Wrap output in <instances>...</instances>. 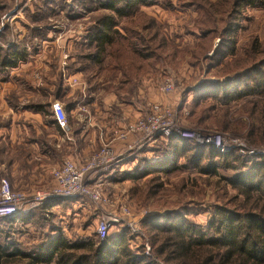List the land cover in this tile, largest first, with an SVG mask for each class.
<instances>
[{
    "label": "trees",
    "instance_id": "obj_1",
    "mask_svg": "<svg viewBox=\"0 0 264 264\" xmlns=\"http://www.w3.org/2000/svg\"><path fill=\"white\" fill-rule=\"evenodd\" d=\"M154 1L99 0L98 7L105 14L93 18V25L83 37L85 50L79 54V64H70L68 72L83 73L89 65L98 66L100 72L105 69L109 79L117 80L119 87L125 89L133 79L153 70L157 60L166 53L167 43L159 36V27L152 19L143 24L129 23V19L135 18L140 5L149 6ZM183 1L203 8L198 29L205 43L191 53L192 59L197 60L211 50V37L220 36L209 58L214 63L206 71L214 66H221L220 75L240 70L232 79L205 81L186 90L185 95L197 94L189 113L191 121L197 126L211 123L227 132L239 133L244 129L250 143L264 146V49L254 40L247 47L244 59H236L234 64L225 60L221 64L227 56L235 58L240 10L263 8L264 0ZM222 23L223 28H219ZM153 28L155 32L147 34ZM26 57V52L19 48L6 51L0 48V70L15 69ZM241 63L246 68H236ZM233 81L237 86H232ZM247 98V107L239 114L248 119L245 124L240 118L232 119L230 105ZM37 108L40 111L42 106ZM167 142L161 146L160 158L143 161L144 170L138 178L151 174L154 176L149 182L154 183L159 181L160 173L184 169L196 170L202 175H217L219 171L235 173L230 179L219 177L224 187L229 186L234 194L224 191L225 202L214 208L207 231L188 220L183 208L143 221L150 255H145L143 246L130 247L129 231L125 229L103 241H72L60 233L47 243L26 250L0 244V264H264V157L248 159L235 153L220 154L210 146L194 145L176 137ZM154 185L157 189L162 187L161 183ZM28 216L23 215L22 219L26 221ZM0 236L6 237L1 230Z\"/></svg>",
    "mask_w": 264,
    "mask_h": 264
},
{
    "label": "rangeland",
    "instance_id": "obj_2",
    "mask_svg": "<svg viewBox=\"0 0 264 264\" xmlns=\"http://www.w3.org/2000/svg\"><path fill=\"white\" fill-rule=\"evenodd\" d=\"M98 1L0 0V48L6 51L9 48L16 47L25 51L27 54L26 60L20 62L18 66L23 65V67H20L23 69H27L28 66L30 68L24 72L20 71L17 78L16 76L12 77L9 69L0 70V84L8 79L21 83L25 79H29L31 73L44 74V78L56 76L57 80H62V76L68 74L70 64H79L77 60L79 54L85 50V47L82 46L83 37H85L87 28L93 25V18L105 14L104 10L99 9L100 7L98 6L100 4ZM198 6H191L183 0H155L149 6H139L138 14L135 15V18H139L129 19V23L142 22L141 24L152 19L159 27V36L163 37L165 43H167L166 53H163L157 60L155 68L149 71L151 78L147 75V78L145 77L146 79H143L141 82L143 92L138 104L143 115L147 113L151 103L170 106L173 113H176L177 125L183 128V130H194L201 134L216 131L226 134L227 138L239 137L245 140L250 147H260L261 145L250 143L244 135V129L238 133L222 131L211 123L197 126L189 117L197 94L190 93L189 95H185L186 90L205 81L214 83L218 80L232 79L240 72V70H233L226 75H220L219 69L221 66H214L208 72L206 71L208 65L214 63L209 58L212 56L214 47L218 45L220 36L211 37V50H207L200 57L198 56L197 60L192 59L191 53L199 49L201 44L205 43L201 39L198 29L201 21L200 10L203 8H201V5ZM240 12L235 58L227 56L221 61V64L225 60L234 64L236 59H244L247 47L254 40L264 49V7H245ZM130 26L133 27L134 25L130 24ZM222 26H224V23L218 27L223 28ZM152 32H155L154 28L147 34ZM37 56H40L38 60L35 58ZM262 58L264 59V56ZM237 62L242 61L238 60ZM236 68L246 67L244 63H241ZM83 73L84 81L88 78L91 81L89 92L94 98L99 99L103 94L100 88L108 81L110 75L105 69L100 72L99 67L94 65H89V69ZM165 77L173 79L174 82V90L168 95L162 93L160 87ZM232 86H237L234 84V81ZM90 88L92 91H90ZM236 89L237 87H233V90ZM247 100L248 98L230 105L231 111L234 114L232 119L240 118L245 124L248 123L245 115L239 116L246 109ZM94 101L97 103L96 99ZM133 121L131 120L130 122ZM174 137L180 138L179 136ZM168 140H158L146 146L140 153L131 155L130 159L112 167L108 172L111 173L114 169L118 171L121 166L123 171L118 173L116 171L113 173L111 180H107V182L102 183L99 187L92 186L93 190L98 191L100 195H109L122 199L123 203L126 204L132 218L126 224H113L109 229L108 236L127 229L129 231L128 243L133 249L143 246L146 250V246L149 247L145 235L147 230L142 227L145 219L184 208L183 210L186 211L185 217L200 226L201 229L207 231L210 224L209 221L215 211L214 208L225 202L224 191H227L228 195L234 194L229 186L225 185L224 187V184L219 180V177L222 179L233 178L235 175L233 171H219L217 172V176L202 175L196 170L184 169L170 174L160 173L159 181L154 183L149 182L150 178L154 176H151V174L138 178L140 172L144 170L143 161L150 160L144 155L148 151L152 152L153 160L150 161L157 160L161 156V146H165ZM185 140L196 145L189 139ZM101 146L102 141L99 149ZM227 153H235L241 158L260 159L240 154L234 150ZM93 155L79 158V160L70 157L61 158L58 165H55L53 169L60 167L65 160L82 164L90 160ZM117 175L119 176L116 177ZM2 180H0V183ZM158 183L162 184L160 189H157L156 185H154ZM52 186L53 181L50 183L48 189L45 188L44 190H37L35 192L50 190ZM77 200H82V203H74ZM51 202V204L47 203L29 211V216L25 223L16 222L15 220L10 222H8L9 220L0 221V230L6 235L4 238L0 236L1 246L7 248L15 246L23 250L38 244H45L50 238L60 233L72 241L83 239L100 241L96 237V227L106 212L98 204L94 203L90 197H79L72 200L63 199L62 202L65 203H62L60 200ZM54 202L61 203L60 207L52 208L51 206L55 204Z\"/></svg>",
    "mask_w": 264,
    "mask_h": 264
},
{
    "label": "crops",
    "instance_id": "obj_3",
    "mask_svg": "<svg viewBox=\"0 0 264 264\" xmlns=\"http://www.w3.org/2000/svg\"><path fill=\"white\" fill-rule=\"evenodd\" d=\"M39 57L35 58L38 60ZM20 67L23 65L10 70L12 77L17 78L20 71L30 69L29 66L27 69ZM148 72L133 79L132 84L125 89L119 87L117 80L108 79L100 88L103 94L99 99L89 92L90 79L84 81V73L76 70L62 76V80H57L56 76L44 78V74L31 73L29 79L21 83L12 79L1 83L0 180L6 179L13 189L28 194L48 189L52 183L51 171L61 158L79 160L93 155L99 149L101 141L111 140L115 128H124L128 122L143 115L138 103L143 92L142 80L147 75L151 78V73ZM72 80H76L77 84H72ZM54 102L61 104L64 109L67 119L64 129L56 124L51 110ZM37 106H42V109L38 111ZM152 154L148 151L144 156L153 160ZM116 171L114 169L111 173L93 177L90 185L99 187L111 180ZM121 171L122 166L116 173ZM54 203L52 208L61 205ZM74 203H82V200ZM28 213H19L11 219L25 223L27 220L22 219V216Z\"/></svg>",
    "mask_w": 264,
    "mask_h": 264
},
{
    "label": "built area",
    "instance_id": "obj_4",
    "mask_svg": "<svg viewBox=\"0 0 264 264\" xmlns=\"http://www.w3.org/2000/svg\"><path fill=\"white\" fill-rule=\"evenodd\" d=\"M71 83L77 84V81L72 80ZM160 87L162 93H172L173 79L165 77ZM51 110L57 126L64 129L67 119L62 105L54 102L51 104ZM174 136L189 139L199 146H211L221 154L234 150L250 157H264V146L250 147L239 137L227 138L226 134L216 131L201 134L194 130H183L177 125L176 113H173L170 106L151 103L145 115L128 123L124 128H115L111 140L102 141L101 148L90 160L82 164L65 160L60 167L54 168L51 171L53 186L50 190L38 191L29 196L25 192L14 190L10 183L3 179L0 183V221L37 209L54 200H72L88 196L106 212L96 227V237L103 241L108 237L113 224H126L132 216L122 199L102 196L98 191H94L90 185L92 178L127 161L131 155L140 153L146 146ZM149 252L150 248L146 246L145 255H150Z\"/></svg>",
    "mask_w": 264,
    "mask_h": 264
}]
</instances>
